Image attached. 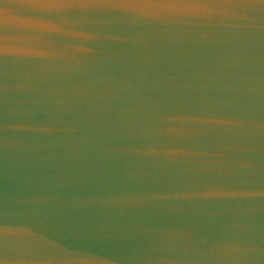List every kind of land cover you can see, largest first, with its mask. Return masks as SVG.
<instances>
[{
    "label": "water",
    "instance_id": "water-1",
    "mask_svg": "<svg viewBox=\"0 0 264 264\" xmlns=\"http://www.w3.org/2000/svg\"><path fill=\"white\" fill-rule=\"evenodd\" d=\"M3 264H264V3L0 0Z\"/></svg>",
    "mask_w": 264,
    "mask_h": 264
},
{
    "label": "snow or ice",
    "instance_id": "snow-or-ice-1",
    "mask_svg": "<svg viewBox=\"0 0 264 264\" xmlns=\"http://www.w3.org/2000/svg\"><path fill=\"white\" fill-rule=\"evenodd\" d=\"M130 3L135 6L148 7V6H161V7H179L185 4L199 3L201 0H129ZM260 3H264V0H259ZM3 228L0 227V236L3 234ZM0 264L3 261L0 260Z\"/></svg>",
    "mask_w": 264,
    "mask_h": 264
}]
</instances>
